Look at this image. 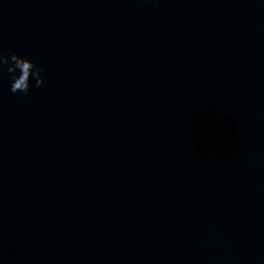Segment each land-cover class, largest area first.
<instances>
[{"label":"clouds","instance_id":"obj_1","mask_svg":"<svg viewBox=\"0 0 264 264\" xmlns=\"http://www.w3.org/2000/svg\"><path fill=\"white\" fill-rule=\"evenodd\" d=\"M4 65H7V72L12 74L10 86L12 93L21 92L27 95L30 90V79L35 80L36 87L45 83V78L42 75L44 69L26 57H21L16 53L10 55L0 53V68ZM17 70L19 75L16 74Z\"/></svg>","mask_w":264,"mask_h":264}]
</instances>
